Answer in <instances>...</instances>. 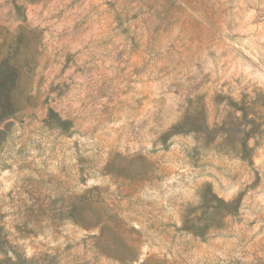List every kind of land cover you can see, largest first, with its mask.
Wrapping results in <instances>:
<instances>
[{
  "label": "rangeland",
  "instance_id": "1",
  "mask_svg": "<svg viewBox=\"0 0 264 264\" xmlns=\"http://www.w3.org/2000/svg\"><path fill=\"white\" fill-rule=\"evenodd\" d=\"M3 60L0 264H264V0H0Z\"/></svg>",
  "mask_w": 264,
  "mask_h": 264
},
{
  "label": "trees",
  "instance_id": "2",
  "mask_svg": "<svg viewBox=\"0 0 264 264\" xmlns=\"http://www.w3.org/2000/svg\"><path fill=\"white\" fill-rule=\"evenodd\" d=\"M19 73L17 66L14 64V76L9 74L7 70L6 61L3 60L0 64V122L12 116L23 109L22 101L20 98L21 92L18 86ZM14 83V85L12 84ZM14 88V97L12 96V90ZM49 121L54 123L63 132H70L73 127V122L70 119L64 118L57 110L54 108H49L48 111ZM181 125H176L173 127L172 134L180 133ZM190 131V130H189ZM4 241L1 243L3 244ZM15 260L11 258L6 259L7 264H27V261L22 256V253L15 251Z\"/></svg>",
  "mask_w": 264,
  "mask_h": 264
}]
</instances>
